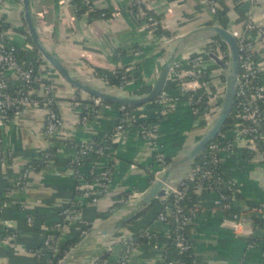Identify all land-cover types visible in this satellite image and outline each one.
Returning a JSON list of instances; mask_svg holds the SVG:
<instances>
[{"label": "crops", "instance_id": "crops-1", "mask_svg": "<svg viewBox=\"0 0 264 264\" xmlns=\"http://www.w3.org/2000/svg\"><path fill=\"white\" fill-rule=\"evenodd\" d=\"M73 1L29 0V10L45 48L88 82L95 83L96 71L112 73L121 69L129 78L125 91L146 93L166 55L185 37L193 38L174 65L183 74L198 73L197 79L213 109L193 114L183 96L164 107L153 102L141 108L147 114L146 119L158 118L154 124L158 129L157 149L168 160L165 175L177 185L186 169L175 164L176 158L204 134L223 94L224 76L208 55L213 53L210 48L220 41L212 28L220 26L231 33L241 31L247 0H218L216 15L205 0H91L94 8L105 14L96 18L90 17V13L78 15ZM0 6L8 25L27 34L21 0H1ZM144 13L160 20L161 37L148 33ZM254 20L264 28V0L257 1ZM28 41L31 49L24 46L23 40L15 43L27 52L39 54ZM255 48L264 86V38ZM37 74L52 84L60 126L54 137L46 138L42 132L45 110L31 106L1 131L0 264H34L32 251L40 247L44 233L55 236L54 248L59 252L66 244L70 245L62 257L63 264H89L90 260L102 257L107 258V264H116L122 243L146 229L157 235L158 240L139 245L130 264H162L168 244L166 226L156 221L162 204L158 199L150 205L141 203L151 186V171L156 167L154 146L140 137L137 125H130L121 139L112 141L110 153L91 161L96 173L112 165V181L106 194L94 203H85L75 195V179L68 160L80 143L103 142L112 137L121 119L120 109L100 105L82 124L81 111L73 105V97L78 95L82 103H89L91 97L66 83L45 60L39 61ZM170 75L165 92L175 96ZM51 147L53 161L39 164L26 185L19 186L24 167L36 162ZM235 149L233 155L222 154L224 176L236 186L237 196L230 213L217 207L214 194L197 196V212L189 235L195 264H264V227L254 230L250 220L263 218L253 215L251 209L264 207V159L257 153L247 158L246 151L255 149L244 141H237ZM136 212L139 213L133 220L123 224ZM232 214L250 221L234 227L229 221ZM58 222L63 225L55 229L53 226ZM248 231L254 236L250 237Z\"/></svg>", "mask_w": 264, "mask_h": 264}, {"label": "built area", "instance_id": "built-area-1", "mask_svg": "<svg viewBox=\"0 0 264 264\" xmlns=\"http://www.w3.org/2000/svg\"><path fill=\"white\" fill-rule=\"evenodd\" d=\"M1 1V0H0ZM258 0H247L248 10L243 29L233 33L237 40L239 51V67L237 75V88L230 118L236 121L228 126L207 144L205 149L198 156L185 174L184 178L177 184L165 186L168 192L167 203L156 214V221L166 226L168 244L174 249V257L168 258L164 251L162 264H195L194 253L189 239L190 227L197 212L196 203L188 207L185 202L190 200L189 194L196 197L203 193L215 195V203L226 214L230 213L234 197L228 200L220 190L225 188L227 191L235 192L233 181L224 176L222 168V154H235L237 141H244L255 150L246 151L247 158L253 153H257L264 159V86L262 83V72L258 69L255 45L264 38V28L254 20V11ZM212 14L216 15V5L218 0H205ZM83 9V13L96 11L91 0H79L74 4V9ZM104 17L105 14H101ZM145 20V28L151 36H160L162 23L160 20L149 14H142ZM15 40H23L24 46L31 49L28 41V34L18 33L14 27L8 25L0 6V144L2 142L1 131L6 124L19 115L27 107H40L45 110V121L42 129L43 135L51 139L56 134L60 126V118L57 112V102L54 97L52 84L39 78L35 66L32 62L18 58L19 51H26L16 45ZM223 43V42H221ZM210 51L215 53L224 63L229 62V50L226 44L217 43ZM43 60L40 54L37 55L35 62ZM195 64L194 60H191ZM179 66L174 65L171 70L170 79L174 83L175 96L166 94L165 90L157 99V104L164 107L165 104L174 102L183 96L188 102V108L193 114L201 113V105H204L202 112H210L212 104L210 98L202 90L197 79V72H186L183 74ZM121 76L124 88L129 85L127 72ZM119 70H114L111 74L116 75ZM96 78L105 83V79L97 76ZM208 97V101L205 98ZM106 104L98 98H91L89 103H82L77 96L73 97V105L80 109V123H85L88 116L95 112L94 108ZM220 105V104H219ZM140 107L120 106L121 119L112 131V137H108L103 142H82L78 145L76 153L68 160V168L73 172L75 179V195L85 203H94L106 194L112 181V165L106 167L102 173H96L92 155L97 158L111 152L112 141L121 139L130 125L139 127V135L143 140L149 141L154 146L153 162L156 167L150 174V185L158 181L164 173L168 162L165 156L159 151L157 144V126L151 124L146 119ZM218 108V106H217ZM229 118V119H230ZM109 140H111L109 142ZM111 144V145H110ZM51 148L43 151L36 162L28 163L20 174L17 184L21 187L26 185L29 176L37 170L39 164H47L53 161L54 153ZM90 165V166H89ZM89 166V167H88ZM85 168L88 170L85 171ZM253 215L261 216L264 219V207L258 206L251 209ZM251 225L254 228L252 219ZM245 217L231 215L229 220L232 225L238 226L250 221ZM30 222V219H28ZM63 223H56L53 227L60 229ZM139 234V235H138ZM139 238L146 239L148 243H156L157 235L149 230L138 233ZM250 237L252 231H248ZM40 247L32 252L35 257L34 264H58L62 259L56 260L58 249L54 248L56 238L52 233L41 235ZM134 242V237L124 241L121 246L116 264H130L133 253L138 248ZM53 253L52 255H50ZM92 264H107V260L96 259Z\"/></svg>", "mask_w": 264, "mask_h": 264}, {"label": "water", "instance_id": "water-1", "mask_svg": "<svg viewBox=\"0 0 264 264\" xmlns=\"http://www.w3.org/2000/svg\"><path fill=\"white\" fill-rule=\"evenodd\" d=\"M21 2L24 23L27 28V34L42 59L45 60L64 79V81L71 87H73L76 91H80L90 96L91 98H98L100 100H103L104 102L119 106L140 107L157 101L162 92L165 90L166 83L174 66L175 59L180 56L184 52V48L193 41V38L191 36L185 37L180 41L176 48L172 49L166 55V59L164 60L162 67L159 69L155 80L153 81V83H151L149 91L143 94L130 93L128 91H125L123 88L121 89L118 87H109L107 84L99 81L96 77L93 78L96 84L91 81L88 82L87 80L82 79L78 75H76L69 67L65 66L60 61V59L56 55L48 51L40 41L36 31V27L34 26L30 14L29 0H21ZM212 32L216 36H218L220 40L219 42H223L227 45L229 50V62L227 66L224 65L223 61L216 54H208L209 57L221 69L224 76L223 94L218 110L216 111L211 123L206 128L204 134L175 160V164L185 167V174L190 169L192 164L197 160L198 156L205 149L207 144L210 143L227 124L231 115L236 94L237 75L239 67V51L237 47V40L234 37L233 33L228 32L226 29L220 26L213 27ZM97 83L101 87H99ZM167 169L168 165L161 178L158 181L154 182L148 189L147 193L142 196V205H150L151 202L155 199H158L161 202L162 206L167 203L168 192L166 191L165 186L168 184L174 185L169 182L170 180L165 175ZM138 213L139 212H136V214L127 217L123 221V224L133 220ZM64 259L65 258H62L58 262V264H63ZM96 259L98 258L90 260L89 264H92Z\"/></svg>", "mask_w": 264, "mask_h": 264}, {"label": "trees", "instance_id": "trees-1", "mask_svg": "<svg viewBox=\"0 0 264 264\" xmlns=\"http://www.w3.org/2000/svg\"><path fill=\"white\" fill-rule=\"evenodd\" d=\"M74 3L73 4H78L79 0H74L73 1ZM76 13L78 15H81L83 14V9H76L75 10ZM102 13H99V11H94L92 13H90V17H100ZM28 39H30L28 37ZM219 44L223 45V43L221 42H218ZM38 53L35 51V52H27V51H19L18 52V58L20 59H23L25 61H28V62H32L35 66V69H36V72H37V65L39 62H35L36 60V57H37ZM124 70H119V73H117L116 75H112L111 73H106V72H103V71H96V74L97 76L105 79L106 81V84L109 86V87H120L122 85L121 83V76L125 75ZM205 101H208V97L205 98ZM106 104H110V105H113V106H116V107H120L119 105H115V104H111V103H107L105 102ZM149 105V104H148ZM201 111L202 112V109L204 108V105H201ZM149 123L151 124H155L158 120V118H149L147 119ZM236 120L233 119V118H230L226 124V126L228 125H231L235 122ZM52 153H54V149H51ZM97 158L96 155H92L91 159L92 160H95ZM168 162V160H167ZM224 195H226L228 197V200L231 198V197H236L237 195L232 193L231 191H227L225 188H221L220 190ZM190 196V200L189 201H186L185 204L190 207L193 203L196 202L197 200V197L193 194H189ZM253 220V224H254V230H256L258 227H261L263 226L264 227V219L263 218H258V217H253L252 218ZM139 235V234H138ZM138 235L134 236V242L138 245H141V244H144V243H148L146 239H143V238H139ZM254 236V235H253ZM69 244H66L63 248H61L60 252L58 253V255L56 256V260H59L61 259L63 256H64V253L68 250L69 248ZM165 251H166V255L168 258H173L174 257V249H173V246L171 244H169L166 248H165ZM103 260H106L107 258L106 257H102Z\"/></svg>", "mask_w": 264, "mask_h": 264}]
</instances>
